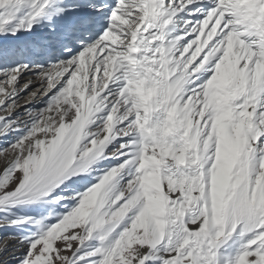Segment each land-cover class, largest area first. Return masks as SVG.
<instances>
[{
	"label": "snow or ice",
	"instance_id": "6c2138e0",
	"mask_svg": "<svg viewBox=\"0 0 264 264\" xmlns=\"http://www.w3.org/2000/svg\"><path fill=\"white\" fill-rule=\"evenodd\" d=\"M0 264H264V0H0Z\"/></svg>",
	"mask_w": 264,
	"mask_h": 264
},
{
	"label": "bare ground",
	"instance_id": "6f19581e",
	"mask_svg": "<svg viewBox=\"0 0 264 264\" xmlns=\"http://www.w3.org/2000/svg\"><path fill=\"white\" fill-rule=\"evenodd\" d=\"M25 82H27V81H25ZM36 87H39V82L38 81H35L34 84H33V88H36ZM21 99L23 100L22 105L24 106L27 103V101L23 97ZM21 111H23V108H21Z\"/></svg>",
	"mask_w": 264,
	"mask_h": 264
},
{
	"label": "rangeland",
	"instance_id": "374dc122",
	"mask_svg": "<svg viewBox=\"0 0 264 264\" xmlns=\"http://www.w3.org/2000/svg\"><path fill=\"white\" fill-rule=\"evenodd\" d=\"M21 98H22V97H21ZM19 103H20V105L22 106L21 108H23V105H22L23 100H22V99H20Z\"/></svg>",
	"mask_w": 264,
	"mask_h": 264
}]
</instances>
